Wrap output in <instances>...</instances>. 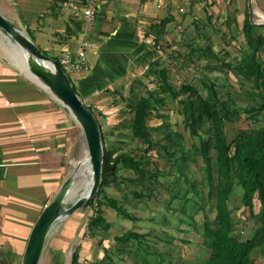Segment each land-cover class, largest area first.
I'll use <instances>...</instances> for the list:
<instances>
[{
	"label": "crops",
	"instance_id": "crops-1",
	"mask_svg": "<svg viewBox=\"0 0 264 264\" xmlns=\"http://www.w3.org/2000/svg\"><path fill=\"white\" fill-rule=\"evenodd\" d=\"M78 1L85 3L89 0ZM93 1L97 5L96 21L92 25L82 23V32L66 44H55L59 45L57 56L60 55L63 48L74 51L80 39H88L97 44V49L91 53L92 56L96 54L93 58L94 62L88 63L91 81L92 79L98 81L96 76L106 72L103 66L106 51L108 53L111 50L118 53H131L133 49L135 51L136 48H143L139 54L133 53L132 60L127 66L128 71L129 67L133 66V61L140 64L142 61L155 60L159 53H156V49H159L160 46L163 47L162 49L173 46V50L185 49L187 51V44L193 42L202 47L210 44L218 57V51L221 50L222 45L225 42L229 44L227 39L233 43L236 41L241 43L242 47L238 52L247 48L242 26L248 0H245V9L243 10L241 0H195L182 15L175 13L177 1L162 8H156L153 0ZM55 5L56 0H0V6L2 10H5L3 13L0 9V14L16 28L24 27L25 31L27 27L30 28L34 43L41 47V39H45L50 34L54 36V33L62 34L64 32L65 19L58 12L52 11ZM252 5L254 15L260 16L264 20V0H253ZM163 9H166V12L162 15L160 11ZM169 15L174 19L166 26L164 32H156L154 35V32L150 30L149 33L147 32L148 34L146 33L151 45L146 43L144 47L134 33V26L144 23L143 21L146 19L159 18L162 20ZM185 15L191 17L190 22L193 21L194 25L186 22ZM159 21H153V24H157ZM254 26L257 27V33L263 37V46L259 52V61L263 63L260 54L262 51L264 53V23L259 22ZM196 27L200 32L205 29L207 36L200 35L202 37H199L198 34L195 36ZM138 29L136 27V30ZM188 30L189 32H187ZM217 43L222 45H217ZM147 45L151 46L149 48H153V50L151 53L144 54L141 59L140 52L144 51ZM42 49L46 51L47 48L43 47ZM119 57L121 56L117 54L115 58ZM116 59L113 63V70L118 66ZM229 60L231 59L224 57L221 62ZM117 61L121 62L120 59ZM125 74L123 67L122 75L113 76L114 83L124 80ZM116 75H119V71ZM32 82L26 80L21 73H16L0 57V264H21L26 243L35 221L70 175H68L67 162L70 163L69 159H71L72 133L74 127L77 126L76 122L72 121L73 118L64 108L58 106L59 104L51 99L49 94L41 91L38 85ZM79 86L82 84L80 83ZM77 92L79 94V91ZM228 93L231 94V92ZM80 99L86 106H91L82 97ZM116 171L117 177L125 179L129 177L120 164L117 165ZM119 172L121 174L123 172V174L121 175ZM109 181V185L104 187L105 193L114 188L123 187L125 184L138 186L131 182L113 181L112 178H109ZM106 197L117 202L120 200L114 196L106 195ZM170 202L167 204L169 205ZM118 206L123 205L118 203ZM182 207L183 204L177 208L181 209ZM106 210L114 211L110 208H106ZM110 222L112 221L109 220L108 223ZM66 224L64 235H69L67 226L70 224ZM112 230L113 227L108 231L95 230L94 239L103 236L105 240H108V234ZM125 232L127 231L121 232L115 237H119ZM86 235L88 234L80 238L76 247L78 249V264H126L127 260L133 264H169L165 248L171 246L173 249L170 241L160 238L157 242L160 245H165L162 251L157 249V246L154 247V244L151 245L148 240L149 247L144 248L150 252L139 251V248L132 243L118 244L117 242L115 250H109L102 242L104 248L102 251L99 247L92 249L91 243L83 241V238H88ZM129 257H133L136 261Z\"/></svg>",
	"mask_w": 264,
	"mask_h": 264
},
{
	"label": "rangeland",
	"instance_id": "rangeland-1",
	"mask_svg": "<svg viewBox=\"0 0 264 264\" xmlns=\"http://www.w3.org/2000/svg\"><path fill=\"white\" fill-rule=\"evenodd\" d=\"M241 3V7L243 10L245 9V0H241ZM153 4L156 8H158L155 0H153ZM0 9L1 12L5 13V10H2L1 6ZM160 12L163 15V13L166 12V9H163ZM59 14H61L60 10ZM61 16L65 19V23L72 19L67 15L61 14ZM98 16H100V14H98ZM184 17L188 24L193 23V21L190 22L191 17H187L186 15ZM156 20L159 21L160 19H146V21H143L144 23H138L134 26V33L137 35V39L142 42L144 47L146 43H150L147 39L148 35H146L148 31L150 32L149 25L153 24V21ZM253 21L254 23H264V20L260 16L256 17L255 15L253 16ZM133 24L131 25L133 26ZM136 27L139 29L136 30ZM18 28L22 30V32H24L26 36L27 34H29L26 33L24 27ZM197 30L198 28L196 27V31ZM202 30V32H200V30L197 32L195 31V36H197V34L199 37H202L200 35L207 36V34L205 33V29ZM187 32H189V30ZM227 42H229V44H226V42L224 45L217 43V45L223 46L221 50L218 51L219 58L221 60H223L224 57L230 59L235 57L238 58V50L242 47L241 43H239L238 41L233 43L228 39ZM40 43V50H43V47L47 48L46 53L48 54V56L54 58L55 60H59V56H57L59 54V45H55L59 43L57 38H54V36L50 34L45 39H41ZM8 46L9 45H7V38L0 32V57L3 58V61H5L9 65V67H11V69H13L16 73L19 72L24 76L26 80L32 81L29 77L26 76L25 73H23L18 68L16 61L13 58L11 49ZM146 47L147 48H144V51L140 52L141 59L144 57V54L151 53V50H153V48H149L151 46L148 47L147 45ZM162 48L163 47L160 46L159 49H156V52H159L158 56H160L162 59H167V64H171L172 67L171 69H169V81L176 87V89L179 90L180 86L185 82L199 88L201 80L211 79L216 82V85L219 87L218 89L222 97L225 96L224 92H231L233 101L234 103H236V106L241 113L238 118L232 117L229 124H224L225 133L229 140L234 137V134L238 130H247L262 126L263 122L261 115H256L252 118V116L245 112L250 108L256 107L259 103L262 102V100L258 97V95H262V93L260 90V92L257 90V92H255L253 83H247L245 81L239 82L240 80L234 78L233 74H231L230 72H226V69L224 70V72L222 69H217V67L220 66L219 64H213V70H208L207 62L205 61L185 62V49L173 50V46L168 47V49ZM65 49L69 48H63V50ZM142 49L143 48H136L135 51H133V49L131 53H118L115 50H111L108 53V51H106L107 54L104 56L103 63L106 72H104L103 74H98L96 76V78H98V81H96L95 79H92L91 81V73L89 72L82 75V77H80L77 81H72V85L77 91H79L80 96L86 101L88 105H91V108H93L94 110L96 119L100 124L102 142L105 151L113 152L114 156L120 155L121 153L128 151L129 149H133L136 145H134L129 138L130 136L128 129V119L130 117V111L127 109L129 99L138 97V95L144 93L146 89L152 91L154 88V82L152 78H147L145 76L146 71L149 69L150 65H152L150 63L151 61H142L140 64H137V62L133 61V66H130L129 70L127 71V66L128 63L132 60L133 53L137 55ZM216 49L218 48L216 47ZM179 52L182 53L183 59L181 58V56L178 58V56L176 55ZM225 52H227L228 57L224 55ZM117 54H119L121 57L116 59L115 57H117ZM123 55L125 56L123 57ZM95 56L96 54L94 56H92V54L88 55L87 60L89 64H92L94 62L93 58ZM113 57L114 59H112ZM260 58L264 63L263 51L262 54H260ZM115 59L118 66L113 70L112 67H114L113 63ZM119 59L121 60V66H119L120 63L117 61ZM162 59L157 61L159 68L165 66V63ZM136 60H139V58H136ZM123 67L126 72L124 76L125 79L121 82L114 83L113 76L115 77L122 75ZM117 71H119V75H116ZM80 83L82 84V86H79ZM38 87L41 91L49 94L51 99H54L56 101V99L45 89L41 88L40 86ZM253 93H257L256 96H253ZM204 94L205 93L203 91V95ZM181 97L182 95L179 96V99ZM126 100L128 102H126ZM56 102L59 104L58 106L62 107V105L58 101ZM180 109L181 106H179L177 102H169L163 108L160 107L158 112L160 115H163L166 118L167 123L169 124V129L172 132H178L181 135L180 139L177 137L173 138L175 142H183L186 145V150H189L192 145L197 143V140H192L189 137V134L185 132L184 128L182 127V116L180 115ZM155 114L156 113H153V115ZM72 121H74V119H72ZM161 123L162 120L155 118V116L150 117V120L148 121V125L151 127L159 126ZM210 127L211 126L209 123H205L202 126V137H208L207 131ZM164 133V129L157 132H151L152 142L159 143L160 145H164L165 143L168 144V142H165L163 140ZM173 146L169 148L170 153L175 150V146ZM213 146L214 140L212 139L211 147L213 148ZM198 148L199 147H197L196 149L198 155L194 151L193 154L188 158V160L183 164V162H181L180 160L179 154L169 159V156L165 154L166 152L162 151V149H160L158 146H154L153 151L150 153L152 155V165L148 167V169L157 170L160 176L156 184L152 188L150 194L148 190H145L144 188L142 190V187H138L132 184H125L123 185V187H118V189L114 188L111 191H107V194L105 193V195L118 197L120 199L118 203L120 205H123L122 208L129 215L134 217L135 221L125 220L117 212H108L109 210H106L107 207H103L102 209L104 211V219L107 223L109 222V220L112 221L109 224L110 229L113 227V230L108 234V240H105L103 236L96 237V239H94L95 234H92L91 231H88L86 224L94 216L93 213H95V210L93 206L88 209H80L71 216L66 217L65 219L56 223L49 237L47 238L39 264H71V258L73 256L72 253L74 249H76L80 238L84 237L85 234H88L89 237L87 239L83 238L82 240L86 243H91L92 249H95V247H99V249L103 251V242L104 246L108 247L109 250H115L117 243L113 238L115 236H118V234H120L121 232L129 230L141 235H145L149 243L151 245L154 244V247L157 246L156 248L160 251L163 250V246L165 247V245H160L158 243L159 239L163 238L166 241H170L173 249L171 248V246H168L165 248V253L167 256V262L171 264H198L202 262L207 257L208 250L203 246L201 237L196 234L195 230H193V228L187 223L188 217L192 216H194V219H196L197 221H201L202 214H195V211L197 209V205H195V199L190 200V203L187 207L186 217L179 211L180 206L184 203V199L188 197V193L189 195H191V197L193 196L195 198V192L190 188L191 185H193L194 187L195 185H197L199 187V190L203 189L201 187L203 182H201L202 180L200 176V166L202 165V163ZM86 153L87 146L84 135L81 128L77 125L76 128L74 127V132L72 133L71 159H69L70 163L67 162L68 175L73 172L76 163H78L79 161L85 163L87 161L88 158ZM212 154L214 156L215 152L213 151ZM175 163L178 164L175 165ZM83 169L84 168L81 169V174L80 171H78L75 177L74 186L66 200L67 207L70 206V204H72L84 192V187L88 178V172L87 170L83 171ZM119 173L121 174V172ZM141 190L143 191V195L145 196V198L143 199L135 198L130 192L137 191V193H139L141 192ZM203 190L204 192H206V189ZM241 192L242 191H240L239 188L234 189L233 195L230 198V213L235 224L233 229V236L240 241H246L253 235L255 220L250 217L249 213L241 206ZM99 198L101 200V197ZM170 201L173 202L168 209L167 203ZM95 202H97V200H95ZM201 203L202 201H200V204ZM254 203V210L255 213H257L259 203L257 200H255ZM209 208L210 206L208 205L206 208L207 214H209ZM66 223L70 224L67 226L68 234L70 236L64 235V227L67 225ZM147 246L149 247V244ZM143 251L150 252V250H145V248H143ZM253 256L255 258L254 264H264V256L259 253V250H256ZM129 258L131 260H135L133 257ZM126 264L133 263L127 260Z\"/></svg>",
	"mask_w": 264,
	"mask_h": 264
},
{
	"label": "trees",
	"instance_id": "trees-1",
	"mask_svg": "<svg viewBox=\"0 0 264 264\" xmlns=\"http://www.w3.org/2000/svg\"><path fill=\"white\" fill-rule=\"evenodd\" d=\"M62 1L64 0H56L53 12L59 13ZM173 19L169 15L157 24H152L150 26L151 32L153 31L154 35L156 32H164L166 26ZM82 26V23L71 19L66 22L64 32L62 34L54 33V38H57L59 45H64L82 32ZM256 29L257 27L250 23L247 6L242 26L247 48L239 52V59L235 57L227 62H220L210 44L202 47L196 42L187 44L188 50L184 57L185 62H207L208 70H213V64H219L220 66L217 69H222L223 72L226 69V72L233 74L234 78L240 80L239 82H253L255 92L260 90L262 93V95H258L262 102L245 112L252 118L261 115L262 126L238 130L234 137L229 140L225 133L224 124H229L232 117L238 118L241 113L236 103H234L232 95L224 92L225 96L222 97L216 82L211 79L201 80L199 88L185 82L179 90L176 89L169 81L171 64L166 63L167 59L158 56L155 61L150 62L152 65L145 73V76L147 78L151 77L154 82L153 90L146 89L138 97L129 99L127 104V109L130 111L128 119L129 138L134 145L136 144L135 147L114 156L113 152L105 151L103 146L102 181L92 203L95 210L94 216L92 215L93 217L86 224L89 232L91 231L94 234L95 230L108 231L110 229V224L104 219L103 207L114 210L123 219L135 221V218L129 215L122 206H118L116 200L106 197L104 187L109 185V178H112L113 181L131 182L142 188L146 186L145 189L151 193L160 176L157 170L148 169L152 165V155L150 153L153 151L154 146H158L166 152L165 154L169 156V159L179 154L183 164L194 151L198 155L196 149L199 147L200 151L198 148V152L202 163L200 176L201 182H203L201 187L206 189V192L203 189L199 190L197 185L195 187L191 185L190 188L195 192V198L188 193V197L184 199L183 207L179 210L186 217L188 204L190 200L195 199V205H197L195 214H202L200 222L194 219V216L188 217L187 220L188 225L201 237L203 246L208 250L207 257L198 264H254L253 254L256 250H259V253L264 256V63L259 61L263 37L257 33ZM26 33H29L27 36L35 42L30 28H26ZM41 51L48 55L46 51ZM176 55L178 58L180 56L182 58V53L179 52ZM224 55L228 56L227 52ZM161 59L165 66L159 68L157 61ZM75 91L78 97L81 98L76 89ZM256 94L253 93V96H256ZM180 95L182 97L179 99ZM126 102L128 101L126 100ZM169 102H177L181 106V125L192 140H197V143L192 145L189 150H186V145L183 142H175L173 138L180 139L181 135L178 132H172L166 118L158 112L160 107L163 108ZM87 107L94 113L91 106ZM153 113L156 114L153 115ZM154 116L162 120L161 125L156 127L148 125L150 117ZM205 123H209L211 126L207 131L208 137L206 138L202 137L203 133L201 131ZM98 125L100 129V124L98 123ZM162 129L165 131L163 140L168 144L153 143L151 132ZM212 139L214 140L213 148L211 147ZM171 146L175 150L170 153L169 148ZM213 151L215 152L214 156ZM118 164L122 165L125 174L129 177L126 179L117 177L116 168ZM177 164L175 163V165ZM235 188L242 191L241 206L255 220L253 235L246 241H240L233 236L235 224L230 213V198ZM132 194L135 198H145L143 191L139 193L134 191ZM99 197H101V200ZM255 200L259 203L257 213L254 210ZM200 201H202L201 204ZM172 202L169 203L168 209ZM208 205L210 206L209 214L206 213ZM87 236L89 237V235ZM115 241L118 244L132 243L139 248V251L143 250L148 244L145 235L132 231H127L116 237ZM77 251L76 248L73 252L71 264H78Z\"/></svg>",
	"mask_w": 264,
	"mask_h": 264
},
{
	"label": "water",
	"instance_id": "water-1",
	"mask_svg": "<svg viewBox=\"0 0 264 264\" xmlns=\"http://www.w3.org/2000/svg\"><path fill=\"white\" fill-rule=\"evenodd\" d=\"M252 1L248 0L247 6L250 23L255 25ZM0 32L7 38V45L11 43L20 48L26 58L25 69L32 77V81L36 85L35 80L38 81L43 89L50 93L74 119L82 130L87 146L86 155L91 170L89 188L84 187L81 196L70 206H66V200L72 191L75 177L79 171L80 164H77L55 197L43 208L30 231L21 264H39L46 240L56 223L80 209H88L92 206L102 181L103 145L101 133L94 113L78 97L70 79L63 72L57 60L44 54L29 37L14 27L1 14Z\"/></svg>",
	"mask_w": 264,
	"mask_h": 264
},
{
	"label": "built area",
	"instance_id": "built-area-1",
	"mask_svg": "<svg viewBox=\"0 0 264 264\" xmlns=\"http://www.w3.org/2000/svg\"><path fill=\"white\" fill-rule=\"evenodd\" d=\"M177 1L175 13L182 15L186 8L195 0H155L158 8L165 7L169 3ZM60 12L73 20L85 25H92L97 18V5L93 0L85 3L78 0H64L60 5ZM97 49V44L88 39H80L74 51L63 50L59 55L58 64L63 72L72 81H77L82 75L89 72L88 55Z\"/></svg>",
	"mask_w": 264,
	"mask_h": 264
},
{
	"label": "bare ground",
	"instance_id": "bare-ground-1",
	"mask_svg": "<svg viewBox=\"0 0 264 264\" xmlns=\"http://www.w3.org/2000/svg\"><path fill=\"white\" fill-rule=\"evenodd\" d=\"M264 17V16H263ZM10 49H11V52H12V55H13V58L14 60L16 61V64L18 66V68L26 74L27 77H29L31 80H32V77H30V74L26 71L25 69V65H26V58H25V55L23 54V52L20 50V48L14 46L13 44H9ZM35 80V79H34ZM35 82H37V85L40 86L41 88L42 85L35 80ZM77 164H80V167H79V171H80V174H81V169H83V171L87 170L88 172V178L86 180V184H85V187H87V189L89 188L90 186V183H91V170H90V166L88 165V160L84 163L82 161H79L78 163L75 164V166ZM82 171V172H83Z\"/></svg>",
	"mask_w": 264,
	"mask_h": 264
}]
</instances>
